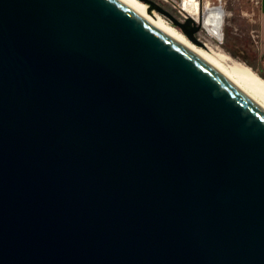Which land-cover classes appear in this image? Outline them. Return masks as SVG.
<instances>
[{"label":"water","instance_id":"1","mask_svg":"<svg viewBox=\"0 0 264 264\" xmlns=\"http://www.w3.org/2000/svg\"><path fill=\"white\" fill-rule=\"evenodd\" d=\"M0 264H264V110L123 0H0Z\"/></svg>","mask_w":264,"mask_h":264},{"label":"bare ground","instance_id":"2","mask_svg":"<svg viewBox=\"0 0 264 264\" xmlns=\"http://www.w3.org/2000/svg\"><path fill=\"white\" fill-rule=\"evenodd\" d=\"M123 1L131 5L138 12L162 28L164 31L181 40L183 43L193 49L264 110V79L261 76L250 69H247L245 66L241 67V64H236V62L233 61L232 62L235 64L231 62L233 65H227L224 62L226 57L224 58L223 54L212 51L210 47H205V45H199L193 42L183 31L171 24L159 12H149L148 4L146 2L142 0ZM189 11L191 17H193L195 21L200 22L208 33L215 37L222 36L225 10L221 5L213 6L211 5L210 1H208L206 4L197 2L195 6L189 8Z\"/></svg>","mask_w":264,"mask_h":264},{"label":"rangeland","instance_id":"3","mask_svg":"<svg viewBox=\"0 0 264 264\" xmlns=\"http://www.w3.org/2000/svg\"><path fill=\"white\" fill-rule=\"evenodd\" d=\"M208 1L213 6L221 5L225 10L222 36L211 35L203 26L196 36L205 47L223 54L227 65L239 63L241 67H247L264 79V54L258 47L257 38L254 37L258 34L259 22V5L256 0H205L204 4Z\"/></svg>","mask_w":264,"mask_h":264},{"label":"built area","instance_id":"4","mask_svg":"<svg viewBox=\"0 0 264 264\" xmlns=\"http://www.w3.org/2000/svg\"><path fill=\"white\" fill-rule=\"evenodd\" d=\"M167 10H169L178 20L185 21L186 18L191 17L189 8L195 6L197 2L203 4L205 0H154ZM259 5L260 0H256ZM256 42L259 43V32L254 35Z\"/></svg>","mask_w":264,"mask_h":264},{"label":"crops","instance_id":"5","mask_svg":"<svg viewBox=\"0 0 264 264\" xmlns=\"http://www.w3.org/2000/svg\"><path fill=\"white\" fill-rule=\"evenodd\" d=\"M259 18H258V32H259V43L258 47L261 53L264 54V0H260L259 3Z\"/></svg>","mask_w":264,"mask_h":264}]
</instances>
